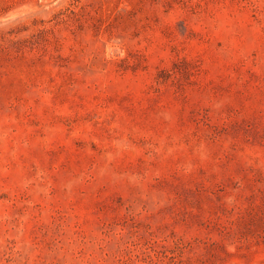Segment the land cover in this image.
<instances>
[{"label": "rangeland", "instance_id": "374dc122", "mask_svg": "<svg viewBox=\"0 0 264 264\" xmlns=\"http://www.w3.org/2000/svg\"><path fill=\"white\" fill-rule=\"evenodd\" d=\"M0 264H264V0H0Z\"/></svg>", "mask_w": 264, "mask_h": 264}]
</instances>
